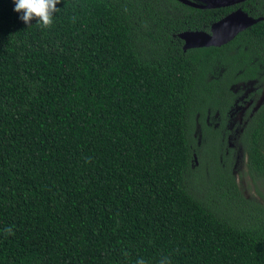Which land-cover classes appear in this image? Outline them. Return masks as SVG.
<instances>
[{
  "label": "trees",
  "instance_id": "trees-1",
  "mask_svg": "<svg viewBox=\"0 0 264 264\" xmlns=\"http://www.w3.org/2000/svg\"><path fill=\"white\" fill-rule=\"evenodd\" d=\"M14 7L0 0V264H264V21L222 47L180 38L264 0H61L50 28ZM252 82L241 141L262 203L222 130Z\"/></svg>",
  "mask_w": 264,
  "mask_h": 264
},
{
  "label": "rangeland",
  "instance_id": "rangeland-1",
  "mask_svg": "<svg viewBox=\"0 0 264 264\" xmlns=\"http://www.w3.org/2000/svg\"><path fill=\"white\" fill-rule=\"evenodd\" d=\"M256 85L254 82L249 84H240L234 88V92L239 94V99L236 101L235 107L230 113L229 124L224 132V136L227 138L226 148L227 156L231 158L233 162V174L237 181V184L241 188V191L245 194V197L249 200L262 203L263 200L260 199L258 191L260 186L254 184L252 179L245 176L246 175V154L243 151L242 145V134L244 129L243 116L248 107L252 104L253 98L256 97ZM264 102V87L261 98L259 99L256 109ZM220 117L218 115L209 116L208 123L210 126L215 128L218 126ZM199 138V143L202 142V132L201 128L198 126L197 134ZM224 140V139H223ZM195 165L199 166L200 162L198 157L195 158ZM244 175L245 177H242Z\"/></svg>",
  "mask_w": 264,
  "mask_h": 264
},
{
  "label": "water",
  "instance_id": "water-1",
  "mask_svg": "<svg viewBox=\"0 0 264 264\" xmlns=\"http://www.w3.org/2000/svg\"><path fill=\"white\" fill-rule=\"evenodd\" d=\"M178 2L195 9L215 10L235 7L250 0H177ZM264 21V17L253 18L241 8L227 15L212 25L209 33L204 31H188L180 35L185 42L184 51L191 49L222 47L239 34L248 30L257 23Z\"/></svg>",
  "mask_w": 264,
  "mask_h": 264
},
{
  "label": "clouds",
  "instance_id": "clouds-1",
  "mask_svg": "<svg viewBox=\"0 0 264 264\" xmlns=\"http://www.w3.org/2000/svg\"><path fill=\"white\" fill-rule=\"evenodd\" d=\"M14 11L21 13L19 19L26 25L36 20L42 27L50 28L54 22V14L59 11L57 5L61 0H13ZM7 234H14L12 228H6ZM137 264H145L144 260L137 261Z\"/></svg>",
  "mask_w": 264,
  "mask_h": 264
},
{
  "label": "flooded vegetation",
  "instance_id": "flooded-vegetation-1",
  "mask_svg": "<svg viewBox=\"0 0 264 264\" xmlns=\"http://www.w3.org/2000/svg\"><path fill=\"white\" fill-rule=\"evenodd\" d=\"M237 10V9H236ZM234 12V11H233ZM232 13V12H231ZM211 30V29H210ZM259 101V100H258ZM255 102V98H253V102H252V104ZM258 103V102H257ZM251 104V105H252ZM250 105V106H251ZM249 106V107H250ZM234 107H235V105H234ZM234 107H233V109H234ZM249 107H248V109H249ZM256 108V107H255ZM232 109V110H233ZM247 109V110H248ZM232 110L230 111V113L232 112ZM247 110L245 111V113H244V116H243V120H244V126H246V119H245V114H246V112H247ZM219 116V115H218ZM229 120H230V115H229ZM207 122H208V119H207ZM228 124H229V121H228V123H227V125L225 126V127H223L222 128V130H223V132H225L226 131V128H227V126H228ZM208 125H209V123H208ZM210 126V125H209ZM200 127V126H199ZM210 127H213V129H218V128H220L221 127V124H220V121H219V123H218V126L215 128L213 125L212 126H210ZM243 132H244V129H243Z\"/></svg>",
  "mask_w": 264,
  "mask_h": 264
},
{
  "label": "bare ground",
  "instance_id": "bare-ground-1",
  "mask_svg": "<svg viewBox=\"0 0 264 264\" xmlns=\"http://www.w3.org/2000/svg\"><path fill=\"white\" fill-rule=\"evenodd\" d=\"M202 10V9H201Z\"/></svg>",
  "mask_w": 264,
  "mask_h": 264
}]
</instances>
